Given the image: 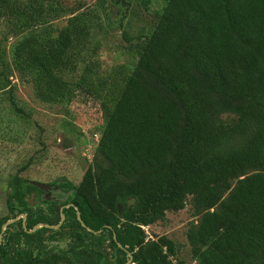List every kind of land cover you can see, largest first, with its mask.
Here are the masks:
<instances>
[{"label":"trees","instance_id":"obj_1","mask_svg":"<svg viewBox=\"0 0 264 264\" xmlns=\"http://www.w3.org/2000/svg\"><path fill=\"white\" fill-rule=\"evenodd\" d=\"M46 7L0 0V21L15 38L9 59L0 48V92L13 95L14 72L30 79L40 101L68 104L79 51L96 32L94 10H73L59 29L43 22ZM122 19L134 64L94 72L93 52L79 77L116 98L98 139L106 165L87 169L77 185L55 180L70 193L59 203L20 176L30 160L18 169L7 183L0 230L20 214L27 230L56 225L60 208L72 206L58 230L27 233L21 218L10 225L0 264H126L128 253L133 264H174V242L151 239L144 228L183 210L188 197L202 213L186 233L196 264H264V0H164L156 20L135 35ZM33 194L45 208L30 206ZM63 234L72 240L67 250L44 248Z\"/></svg>","mask_w":264,"mask_h":264},{"label":"rangeland","instance_id":"obj_2","mask_svg":"<svg viewBox=\"0 0 264 264\" xmlns=\"http://www.w3.org/2000/svg\"><path fill=\"white\" fill-rule=\"evenodd\" d=\"M100 1L102 6L98 4ZM114 1L41 0L47 6V15L43 22H47L48 25L60 29L66 25L73 10L82 8L75 13L78 14L92 9L94 11L90 16L96 32L92 34L86 47L79 51L80 62L78 77H75L74 98L68 104H49L40 101L30 79L14 72L10 77L14 86L13 95L11 96L10 92L3 94L0 92V218L8 213L6 205L10 194L8 181L29 160L31 161L29 167L21 172L20 176L29 183L44 185L46 191H42L48 197L46 199H53L57 203L67 199L70 193L62 192L57 185H53L55 180L77 185L87 169L90 168L95 173L98 168L106 165L98 153V139L109 114L115 107L116 98L107 95L95 84L81 80L80 74L93 52L95 58L92 59L98 61L90 62L88 65L94 72L102 73L103 70L117 65L134 64L136 57L130 45L122 38L123 29L118 25L120 18L124 13L123 26L131 35L138 34L141 28L151 25L156 20L158 9L164 2L145 0L147 3H142L143 0H125L130 4L127 7L122 2L116 4ZM11 26L9 22L0 21V48L5 47L8 59L10 47L15 41L9 33ZM5 36L7 41L1 44ZM96 76V74L92 76L93 81H96ZM10 97L17 102V107L22 111L20 114L13 112L9 103ZM37 198L38 196L34 194L27 199L30 206L35 208L38 204L45 208ZM201 214L191 206L188 197L183 210L166 213L165 222H158L144 230L151 239L163 235L170 238L177 249L172 258L173 263L189 264L193 259L186 233L191 223L196 224L200 221ZM3 239L4 234L1 242ZM71 241L67 234H63L61 238L48 239L43 244L48 251H62L69 248Z\"/></svg>","mask_w":264,"mask_h":264},{"label":"water","instance_id":"obj_3","mask_svg":"<svg viewBox=\"0 0 264 264\" xmlns=\"http://www.w3.org/2000/svg\"><path fill=\"white\" fill-rule=\"evenodd\" d=\"M33 184H34L35 186H37L38 188H40L41 190L46 191V190L44 189V187H45L44 185H42V184H37V183H33ZM69 206H72V205L69 204V205H67V206H65V207H61V208H60V221H59L56 225H52V226H49V225H46V224H37V225H35L32 229L27 230V229H26V226H25L26 216H25L24 214H21V215L15 217V218H13V219H10V220L6 221V222L1 226V230H0V243H1V238H2V236H3V234H4L5 229H6L9 225H11V224H13L14 222H16V221L19 219V217L22 218V227L24 228V230H25L27 233H33V232H35V231H36L37 229H39V228H46V229H49V230H58V229L61 227V225H62V223L64 222V220H65V216H64V214H63V209H64V208H67V207H69ZM76 215H77V220L79 221V223L81 224V226L84 227L88 232L94 233V231H92L90 228L86 227L85 224L82 222L81 217H80V213H79V211H78L77 209H76ZM118 246L121 247V245H120L119 243H118ZM110 251H111V250H110ZM127 256H128L129 259H128V261L126 262V264H130L131 261H132V256H131L130 253H128Z\"/></svg>","mask_w":264,"mask_h":264},{"label":"flooded vegetation","instance_id":"obj_4","mask_svg":"<svg viewBox=\"0 0 264 264\" xmlns=\"http://www.w3.org/2000/svg\"><path fill=\"white\" fill-rule=\"evenodd\" d=\"M51 192H53V191L51 190ZM33 195H34V194H33ZM42 196H43L45 199L48 198V197H46V195H44V194H42ZM46 200H48V199H46ZM64 207H65V206H64ZM20 215H21V214H20ZM24 215H25V214H24ZM18 216H19V215H18ZM25 216H26V215H25ZM16 217H17V216H16ZM20 218H21V217H19V219H20ZM11 219H13V218H11ZM19 219H18V220H19ZM21 219H22V218H21ZM9 220H10V219H9ZM18 220H17V221H18ZM17 221H16V222H17ZM25 221H26V220H25ZM16 222H14L13 224H15ZM62 224H63V223H62ZM11 225H12V224H11ZM9 226H10V225H9ZM9 226H8V227H9ZM8 227H7V228H8ZM0 244H1V243H0ZM109 252L111 253V251H109ZM128 259H129V258H128ZM127 261H128V260H127ZM130 264H133L132 261H131Z\"/></svg>","mask_w":264,"mask_h":264},{"label":"built area","instance_id":"obj_5","mask_svg":"<svg viewBox=\"0 0 264 264\" xmlns=\"http://www.w3.org/2000/svg\"><path fill=\"white\" fill-rule=\"evenodd\" d=\"M189 264H196L194 261L190 262Z\"/></svg>","mask_w":264,"mask_h":264}]
</instances>
